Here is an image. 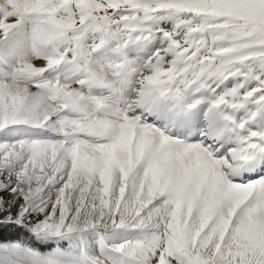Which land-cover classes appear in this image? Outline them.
<instances>
[{
  "label": "snow or ice",
  "instance_id": "6c2138e0",
  "mask_svg": "<svg viewBox=\"0 0 264 264\" xmlns=\"http://www.w3.org/2000/svg\"><path fill=\"white\" fill-rule=\"evenodd\" d=\"M0 264H264V0H0Z\"/></svg>",
  "mask_w": 264,
  "mask_h": 264
}]
</instances>
